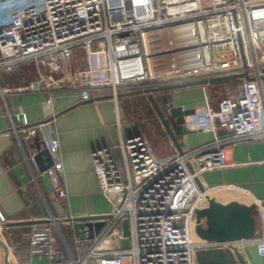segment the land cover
Masks as SVG:
<instances>
[{
    "label": "built area",
    "instance_id": "1",
    "mask_svg": "<svg viewBox=\"0 0 264 264\" xmlns=\"http://www.w3.org/2000/svg\"><path fill=\"white\" fill-rule=\"evenodd\" d=\"M28 63L59 76L40 77L17 92L75 90L84 101L101 90L118 103L120 92L132 87L229 75L239 80L234 88L226 84L227 95L217 107L205 93L203 107L188 118L190 128L211 131L213 140L176 150L165 160L143 135H126L118 117L113 148L93 151L94 171L113 216L93 240L77 237L88 245L70 264H199L197 251L248 245L258 247L264 263V231L230 241L202 239L195 231L196 210L219 190L241 191L248 195L246 204H262L234 184L202 191L196 178L202 182L204 173L227 166L228 146L264 141V0H0V69ZM11 118V133L19 141L20 134L29 143L39 140L52 155L53 165L44 173L66 198L55 116L36 124L24 111ZM0 220L5 222L1 212ZM54 222L33 226L32 255L60 257Z\"/></svg>",
    "mask_w": 264,
    "mask_h": 264
},
{
    "label": "crops",
    "instance_id": "2",
    "mask_svg": "<svg viewBox=\"0 0 264 264\" xmlns=\"http://www.w3.org/2000/svg\"><path fill=\"white\" fill-rule=\"evenodd\" d=\"M33 69V72H31ZM10 72V71H9ZM8 72V73H9ZM18 72H24L26 81L15 83L0 77V212L5 218L3 236L0 240L9 246L8 264H70L77 259L87 243L73 242L68 233H74L73 224L67 219L76 216L112 214L113 205L100 190L95 174L93 151L102 147H111L117 140V121L121 120L124 132L128 136L141 135L133 124L123 120L120 102L116 103L109 90L97 91L94 99L84 101L78 91L63 90L52 92H17L16 88L26 86L40 77L54 80L59 75L39 68L33 63L24 64ZM200 86V85H199ZM187 87L169 92L176 106L199 109L204 105L205 93L209 95L211 86ZM139 91V90H138ZM144 94V92H133ZM215 107V106H214ZM24 111L31 124H36L55 116L56 130L60 140L63 161L62 184L67 192L66 198H60L55 192L51 177L42 172L32 153L35 143H29L11 133L12 116ZM12 115V116H11ZM189 118V117H188ZM20 127V123L15 121ZM194 129V128H192ZM161 136L162 146L168 152L153 149L159 160L171 158L177 148L169 137ZM213 140V133L197 130L179 138L183 150L205 145ZM28 158V159H27ZM45 158V156H44ZM227 166L204 173L202 183L206 188L234 184L248 189L252 198L264 203V141L247 140L226 148ZM229 195L232 199L247 203L249 198L237 190H219L212 194ZM242 199V200H241ZM260 216L257 231H264V206L258 209ZM55 220L53 230L58 239L57 259L47 256H35L30 253L29 234L34 225L6 226L7 222L29 220ZM1 222V221H0ZM50 223V222H49ZM48 224V223H41ZM66 231V233H65ZM69 238V239H68ZM3 255L4 248L0 245ZM0 253V255H1Z\"/></svg>",
    "mask_w": 264,
    "mask_h": 264
},
{
    "label": "water",
    "instance_id": "3",
    "mask_svg": "<svg viewBox=\"0 0 264 264\" xmlns=\"http://www.w3.org/2000/svg\"><path fill=\"white\" fill-rule=\"evenodd\" d=\"M247 76V74H244ZM236 75L224 77H216L211 79H200L189 82H180L156 87H145L137 92L147 93L157 116L162 122L163 127L173 141L178 151H182L179 138L184 134L193 133L196 129L189 127L188 117L196 113L195 108H184L176 106L172 101V96L168 91L199 86L215 81L232 79ZM160 92L161 103L167 105V111L164 112L156 100L154 93ZM37 154L35 156L36 164L42 172H45L53 165V157L41 146L39 140L35 141ZM45 156V158H44ZM191 171V164H189ZM196 182L202 191L205 187L201 180L197 177ZM264 203L261 204V207ZM257 204H246L238 200L232 199L229 195H216L208 198L206 207L196 210L197 225L196 234L206 240L230 241L242 238H252L257 231V220L254 216L257 210ZM112 214L106 215H86L68 218L67 221L73 224L74 234L84 241L93 240L99 234L106 223V219L111 218ZM50 219L45 220H29L22 222H7L6 226L31 225L49 223ZM4 225V224H3ZM124 235H129V222L124 220L122 223ZM0 245L4 248V260L8 264L9 246L6 242L0 240ZM199 264H264L263 258L258 252L256 245H248L244 249L228 248V249H211L201 250L196 253Z\"/></svg>",
    "mask_w": 264,
    "mask_h": 264
},
{
    "label": "rangeland",
    "instance_id": "4",
    "mask_svg": "<svg viewBox=\"0 0 264 264\" xmlns=\"http://www.w3.org/2000/svg\"><path fill=\"white\" fill-rule=\"evenodd\" d=\"M77 64L79 63V58L76 59ZM81 62L85 63V54L82 53L81 56ZM31 72H33V69H31ZM20 73H8L5 72L3 69H0V77L3 76V78L7 81H10L11 78H15ZM12 81V80H11ZM238 79H226V80H220L210 83L209 86H211V91L209 97L211 98L212 104L217 107L219 104V101L226 97L227 90H226V84L229 83V86L231 88H234V84L232 82H238ZM193 87V86H192ZM201 87V85L199 86ZM141 87H132L124 89L120 92L119 96V102L121 107V112L123 115V120L127 123L133 124L134 127L137 129V131L143 135L147 140H149L152 143L153 149H159L161 152L167 150L164 149L162 146V139L166 140L167 135H165V128L162 125V122L160 121L159 117L157 116L150 100L148 99V95L144 94H133V92L142 90ZM184 88H180L182 90ZM173 91V90H172ZM171 93V91H168ZM161 94L160 92H155L154 96L158 103L160 104L162 110L166 112L167 105L161 103ZM242 200V199H241ZM1 221V220H0ZM3 223L0 222V234L3 236ZM4 237V236H3ZM88 243L86 244V246ZM123 246L127 247L129 246V242L125 241L123 242ZM1 253V251H0ZM0 264H4L3 261V255L1 253L0 255Z\"/></svg>",
    "mask_w": 264,
    "mask_h": 264
},
{
    "label": "trees",
    "instance_id": "5",
    "mask_svg": "<svg viewBox=\"0 0 264 264\" xmlns=\"http://www.w3.org/2000/svg\"><path fill=\"white\" fill-rule=\"evenodd\" d=\"M20 67H18V68H16V69H14V70H12V71L9 72V73H15V72L20 73V74H18L17 77H15L13 79L11 78V80L14 81L15 83H23V82H25L27 80L26 79V75H25L24 72H18V70L20 69ZM65 233H66V231H65ZM68 235L71 238V239L68 238L70 240V242H73L74 233L70 232V233H68Z\"/></svg>",
    "mask_w": 264,
    "mask_h": 264
},
{
    "label": "bare ground",
    "instance_id": "6",
    "mask_svg": "<svg viewBox=\"0 0 264 264\" xmlns=\"http://www.w3.org/2000/svg\"><path fill=\"white\" fill-rule=\"evenodd\" d=\"M259 207L260 206H258V208H257V210L255 211V213H254V216H255V218H256V220L259 222V220H260V216H259V214H258V209H259Z\"/></svg>",
    "mask_w": 264,
    "mask_h": 264
}]
</instances>
